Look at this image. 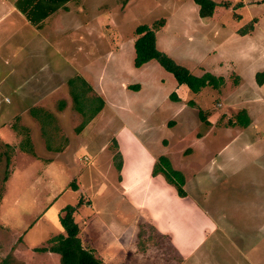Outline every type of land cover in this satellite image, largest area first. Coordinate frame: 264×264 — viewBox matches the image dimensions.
I'll use <instances>...</instances> for the list:
<instances>
[{"label":"rangeland","instance_id":"1","mask_svg":"<svg viewBox=\"0 0 264 264\" xmlns=\"http://www.w3.org/2000/svg\"><path fill=\"white\" fill-rule=\"evenodd\" d=\"M213 1L218 4L213 16L203 19L194 0H75L67 13L50 22L60 32L52 36L53 45H60L84 80L71 79L79 73L69 68L63 71L69 82L57 95L54 80L46 89L24 88L20 99L10 98L11 88L3 89L10 98L4 100V115L29 106L42 135L31 137L37 138V149L17 130L20 120L6 119L0 129L2 259L61 264L59 255L35 250L49 248L50 240L65 233L60 223L64 209L82 202L99 212L89 224L98 231L95 244L105 243V249L114 242V231L128 232L137 218L139 230L133 229L132 237L137 249L128 264H264V84L256 81L264 72V0ZM162 19L157 48L194 76L222 77L220 89L194 94L156 61L134 66L136 27ZM12 21L6 15L0 23L10 49L1 63L20 65L21 70L31 61L17 52L22 48L18 43L29 31L23 20L13 24L20 30L14 32ZM60 35L68 37L60 40ZM30 74L17 82L25 83ZM36 77L30 75L31 80ZM48 93L47 110L34 105ZM242 111L250 119L247 128L238 120ZM56 138L66 145L65 152L54 150ZM160 157L183 175L186 197L199 201L210 212L213 227L216 223L196 254L169 250V238L160 236L137 210V201L144 198L162 207L156 199L160 192H146L151 186L141 183ZM123 159L128 162L126 187L117 168ZM162 182L155 185L164 187ZM203 227L177 226L186 236Z\"/></svg>","mask_w":264,"mask_h":264},{"label":"crops","instance_id":"2","mask_svg":"<svg viewBox=\"0 0 264 264\" xmlns=\"http://www.w3.org/2000/svg\"><path fill=\"white\" fill-rule=\"evenodd\" d=\"M17 1L18 0H9L8 3H5L4 0H0V23L3 22V19L6 15H10L11 19L13 20L12 26L15 32L18 29V26L16 27L13 24L17 25L19 21L23 22V20H25L26 24L24 25L26 26L25 28H27L26 30L29 31V34L26 36V40L23 39L18 43V46H22L23 49L21 48L17 52L23 53L24 56L29 55V61L31 62H29L26 67L22 68L21 70L20 65H18L19 67L15 66L12 68L5 67L1 63V61L4 57V51H10V49L9 47H5V40H2L3 36L0 33V129L4 128L6 119H12L16 121L20 120L19 123L16 125L17 130L22 133V135H20L22 137H29V141L32 143V146L35 147L36 144V148L38 149L37 138H31L42 135L40 131L41 128H39L38 126V120H36L34 116L36 114L31 113L30 108L28 106L26 107V109H23L18 112H15L17 110L15 108L16 110L14 109L13 112H10V114L4 115V113L2 112V107L4 104V100L6 99L23 98L24 95L22 94L25 93L24 88H27L28 91L34 88L46 89L49 87L52 80L57 82L56 88H63L65 84L69 82V76L67 74H63V71L68 70L69 68L74 73H79L71 76V79H75L80 76V78L84 80L83 74L81 70L77 68L76 64L74 62H70L68 58L63 56V53L60 50V45H53L52 36L59 35L60 32L58 33V31L56 30L53 31V27L49 26L50 22L55 21L56 18H58L62 12L67 13L69 11V8L72 6L71 4H73L75 0L68 3L64 8L58 10L56 13H54L52 16H50L37 26H33L32 24H30V22L25 18V16L16 8ZM4 5L10 8L7 11H4ZM12 37H15V35H13ZM65 37L68 36L65 35L61 37L60 35V40L64 39ZM26 47L27 49H25ZM53 56L56 57V60L53 59ZM9 72L11 73L10 76H4L5 73L8 74ZM25 73H31L33 75L35 74V76L37 77L31 80L30 74L27 81L23 84H20V82H17V80L22 78ZM5 81H7L9 85H7L6 83V86H2ZM10 81L13 82V84H10ZM4 87L12 89L11 92L7 91V94L9 93L10 95H12L10 98L4 95ZM17 87L20 88L19 91L16 89ZM61 88L57 89L54 94L57 95ZM51 94L53 95V92H51ZM48 96L49 93L47 94V96L41 98L37 103L35 101L34 103L36 104L34 105L41 104L43 106H41L40 109L47 110L46 105L50 103L52 98ZM18 102L21 103L24 101ZM54 141L59 143L58 147L53 144L55 151H59L62 153L66 151V145L63 146L62 142L57 138ZM52 150L53 148L51 149V151ZM61 156L62 155H53L50 158L57 157L58 159H60ZM127 165L128 162L123 159V165L120 172L123 177L122 185L125 187V177L127 176V178L129 179L128 175L124 174ZM154 165L155 161H153V163L147 169V175L145 176V179L147 180L141 181V183L145 185L147 182L148 186H151V188H149V190H147L146 192H160V197L156 195V199L158 203L163 202L162 207L157 208V206L149 204L147 198H144L141 201H137V210L141 213V215H145V222L154 226L156 232L160 236L169 238V250L170 247H174L175 250H177L182 256L196 254L197 252L195 248L197 249L198 243L200 241L204 242V240L207 241L209 239L208 236L210 235V232L215 227H217L216 223L214 222L215 227H213L210 212H208V209L201 208V204L198 203L199 201L191 199V196L183 198L179 197L178 194L175 192L174 186L168 184L162 175H153ZM129 167L131 171L133 165L131 164ZM131 174L134 178L135 173L131 171ZM157 180H163L162 183L164 187L160 188L159 185H155V182ZM65 191L68 192L67 190ZM131 201L129 202L130 204H132ZM98 213V210L94 212L92 210V206L89 204V207H78L74 214V219L75 216L77 217V221L75 220V222L77 223L80 229L79 239L81 240L83 247L87 250H94L95 254L99 255L101 257V260H103L104 262L106 261L107 263H111V261H113L114 264L131 263L132 251L133 249H137V245L132 248L133 229H136L137 227V230H139V224L137 225L136 221L137 218L135 217L134 220L130 221L128 232L125 229H123V232H121L120 230L114 231V242H110L108 244L109 249H105V243H102L101 245L95 244V239L98 236V231L89 224V218L94 215H99ZM182 220L185 221L183 222ZM178 224L182 226L200 224V226L204 227L195 232H191L189 235L187 234L186 236L185 234L179 233V229L177 228ZM117 239L118 242L116 241Z\"/></svg>","mask_w":264,"mask_h":264},{"label":"trees","instance_id":"3","mask_svg":"<svg viewBox=\"0 0 264 264\" xmlns=\"http://www.w3.org/2000/svg\"><path fill=\"white\" fill-rule=\"evenodd\" d=\"M73 0H18L16 8L25 16V18L33 26H37L44 20L52 16L58 10L64 8ZM199 6V15L201 18H211L218 6L212 0H194ZM224 6V5H223ZM165 20L162 19L155 22L153 26L139 25L135 29L136 40L134 42L135 60L134 66L141 68L151 61L159 63L167 72L171 73L180 86H185L194 94L200 93L205 88L214 90L220 89L224 85L222 77H216L210 73L204 74L202 77L194 76L186 67L177 64L168 55L161 52L157 48V32L164 27ZM245 33H243L244 35ZM256 81L259 86L264 84V72L256 75ZM139 87H131L132 90L138 91ZM173 99L177 98L173 95ZM202 120L207 123L206 116L201 112ZM239 123L242 127L247 128L250 124L246 111H242L238 116ZM120 156L117 154V157ZM118 170L122 169V162L117 166ZM153 175H163L166 181L177 189L180 197H186L183 190L185 180L183 175L174 170L170 161L166 157H160L154 165ZM74 190H78L77 186L73 185ZM81 203L77 206H68L64 209V216L60 218V223L65 229L63 235L49 241V248H41L36 252H50L60 256L61 264H103L98 260L91 250H87L82 246L79 239L80 229L74 219V214ZM0 264H15L7 259L0 257Z\"/></svg>","mask_w":264,"mask_h":264}]
</instances>
